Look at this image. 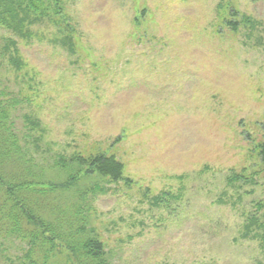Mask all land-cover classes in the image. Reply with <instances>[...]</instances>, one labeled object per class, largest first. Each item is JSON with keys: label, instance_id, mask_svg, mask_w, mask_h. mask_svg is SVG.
I'll use <instances>...</instances> for the list:
<instances>
[{"label": "rangeland", "instance_id": "obj_1", "mask_svg": "<svg viewBox=\"0 0 264 264\" xmlns=\"http://www.w3.org/2000/svg\"><path fill=\"white\" fill-rule=\"evenodd\" d=\"M64 8L66 46L51 41L54 25L35 23L16 38L23 63L0 50L8 132L36 164L5 157V175L59 184L79 169L73 157L113 155L121 179L80 173L35 194V212L63 240L94 236L111 264H264L259 240L241 236L264 202V0ZM7 36L0 25V49ZM232 173L245 177L228 183ZM9 232L0 264H19L24 243ZM56 256L77 264L61 245Z\"/></svg>", "mask_w": 264, "mask_h": 264}, {"label": "trees", "instance_id": "obj_2", "mask_svg": "<svg viewBox=\"0 0 264 264\" xmlns=\"http://www.w3.org/2000/svg\"><path fill=\"white\" fill-rule=\"evenodd\" d=\"M65 0H0V25L6 33H12L5 37L1 47V55L6 54L8 63H23L18 49V40L27 39L33 33L28 26L38 23H49L54 25L57 34L51 41L61 45H67L72 42L68 32L73 30L72 25L65 24L66 13L64 8ZM221 6V5H220ZM222 7V6H221ZM227 8V5H225ZM229 15L234 14V8L229 5ZM245 25V17L242 18ZM64 23V25H63ZM230 29L236 31L238 29L237 21H227ZM17 38V39H16ZM5 92L0 91V217L4 221L0 227V233L13 232V238L24 243L21 247L22 254L17 258L19 264H71V258H56L59 253V247H63L68 255H75L72 258L77 264H111L105 256L103 245L94 236H86L76 238L73 244L67 240H63L61 235L51 227L39 214L35 212V194H45L47 191H54L61 188L64 184L68 185L74 180H78V176L87 173H96L101 178H108L116 181L121 179L123 165L113 155H105L102 153L90 155L89 157L76 156L73 162L77 163L79 169L68 177V180L61 183H41L35 179H20L17 174L5 175L7 170L5 166H1L2 159L7 157H15L18 164H30L26 157L20 152L16 145V138L8 132L7 118L9 111L5 108L3 96ZM13 145V155L11 147ZM16 152L17 155H14ZM259 156L261 162L264 163V141L259 146ZM33 165H36L33 164ZM32 177V172H31ZM243 174L232 173L227 178V182H235L244 178ZM42 185L38 187L37 185ZM34 199V200H33ZM264 207L263 201H257L254 204L255 211L245 216L242 226L241 236L252 237L259 240V244L264 251V213L257 216L256 213L262 211ZM84 230L83 226L80 228ZM10 233V232H9ZM6 236V235H4ZM1 237V235H0ZM61 240L56 243L55 240ZM63 244H62V243ZM36 254L32 256V252ZM55 257V258H54ZM6 260V258L4 257ZM11 260L9 259V262Z\"/></svg>", "mask_w": 264, "mask_h": 264}]
</instances>
